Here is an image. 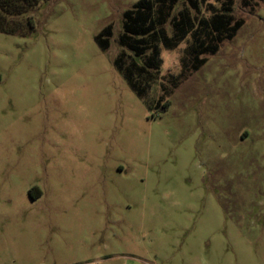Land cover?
<instances>
[{"label":"rangeland","instance_id":"rangeland-1","mask_svg":"<svg viewBox=\"0 0 264 264\" xmlns=\"http://www.w3.org/2000/svg\"><path fill=\"white\" fill-rule=\"evenodd\" d=\"M137 1L50 0L0 33V264H264V0H234L197 71L162 50L142 98L114 66Z\"/></svg>","mask_w":264,"mask_h":264},{"label":"trees","instance_id":"trees-1","mask_svg":"<svg viewBox=\"0 0 264 264\" xmlns=\"http://www.w3.org/2000/svg\"><path fill=\"white\" fill-rule=\"evenodd\" d=\"M50 0H0V33L27 36L35 29L33 10ZM212 1L219 4L214 6ZM234 0H139L123 13L118 43L131 55L121 52L114 66L139 98L151 88L162 66V50L173 51L186 43L183 63L197 71L204 55H214L225 40H232L242 20L231 15ZM181 5L182 8L177 10ZM207 15H204L202 10ZM170 26V32L167 26ZM111 26L103 28L94 41L101 51L108 49ZM128 59V60H127ZM140 60V62H138ZM144 81V86H142ZM165 88L162 92L165 94ZM160 96L156 108L161 107ZM165 106H162V109Z\"/></svg>","mask_w":264,"mask_h":264}]
</instances>
